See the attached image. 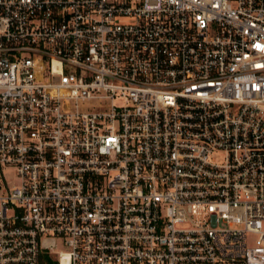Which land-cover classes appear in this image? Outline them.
Here are the masks:
<instances>
[{
	"label": "built area",
	"instance_id": "2783aa9c",
	"mask_svg": "<svg viewBox=\"0 0 264 264\" xmlns=\"http://www.w3.org/2000/svg\"><path fill=\"white\" fill-rule=\"evenodd\" d=\"M47 258L264 264V0H0V264Z\"/></svg>",
	"mask_w": 264,
	"mask_h": 264
},
{
	"label": "rangeland",
	"instance_id": "374dc122",
	"mask_svg": "<svg viewBox=\"0 0 264 264\" xmlns=\"http://www.w3.org/2000/svg\"><path fill=\"white\" fill-rule=\"evenodd\" d=\"M6 179H7L8 183H9L10 187L18 184V182H19V180H18V178L16 176V173L12 172V171L6 173ZM59 249H60V247H59Z\"/></svg>",
	"mask_w": 264,
	"mask_h": 264
},
{
	"label": "water",
	"instance_id": "95a60500",
	"mask_svg": "<svg viewBox=\"0 0 264 264\" xmlns=\"http://www.w3.org/2000/svg\"><path fill=\"white\" fill-rule=\"evenodd\" d=\"M53 245H54V243H45V244H44V246H48V247H49V246H53Z\"/></svg>",
	"mask_w": 264,
	"mask_h": 264
},
{
	"label": "trees",
	"instance_id": "16d2710c",
	"mask_svg": "<svg viewBox=\"0 0 264 264\" xmlns=\"http://www.w3.org/2000/svg\"><path fill=\"white\" fill-rule=\"evenodd\" d=\"M48 259V264H55L54 262H52V260H50L49 258H47Z\"/></svg>",
	"mask_w": 264,
	"mask_h": 264
}]
</instances>
